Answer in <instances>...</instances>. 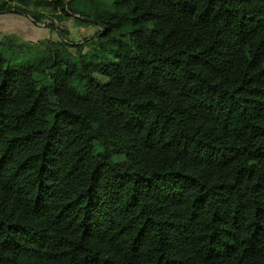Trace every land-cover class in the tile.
Listing matches in <instances>:
<instances>
[{
    "label": "trees",
    "instance_id": "1",
    "mask_svg": "<svg viewBox=\"0 0 264 264\" xmlns=\"http://www.w3.org/2000/svg\"><path fill=\"white\" fill-rule=\"evenodd\" d=\"M51 2L98 29L0 37V264H264V0Z\"/></svg>",
    "mask_w": 264,
    "mask_h": 264
},
{
    "label": "rangeland",
    "instance_id": "2",
    "mask_svg": "<svg viewBox=\"0 0 264 264\" xmlns=\"http://www.w3.org/2000/svg\"><path fill=\"white\" fill-rule=\"evenodd\" d=\"M27 7L43 12L44 15L40 19H35L31 14L14 7L5 8L0 11V37L7 33L15 36L16 40L29 42L35 47L42 46L48 39L61 38L68 40V48L72 51L75 49V46L71 45L74 42L82 43V50L91 48L98 29L97 25L77 22L72 13L67 14L60 9H55L56 5L51 0H29ZM2 51L8 54L13 52L9 49ZM15 56V59L24 58L21 52H16ZM25 56H28V60H33L35 57L33 53L29 55L25 53Z\"/></svg>",
    "mask_w": 264,
    "mask_h": 264
}]
</instances>
